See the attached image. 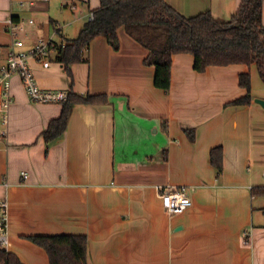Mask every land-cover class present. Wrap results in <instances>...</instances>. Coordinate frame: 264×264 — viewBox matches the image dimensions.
Instances as JSON below:
<instances>
[{
  "label": "crops",
  "instance_id": "0c3cea01",
  "mask_svg": "<svg viewBox=\"0 0 264 264\" xmlns=\"http://www.w3.org/2000/svg\"><path fill=\"white\" fill-rule=\"evenodd\" d=\"M165 1L184 16L209 10L218 20L230 19L240 3ZM98 5L0 0V65L13 40L10 18H18L25 47L38 38L63 45ZM118 35L117 50L103 35L93 37L88 60L71 64V75L55 49L46 67L44 60L29 59L43 89L105 95L93 104L75 103L64 131L52 139L45 132L63 103L31 101L19 75H12L6 124L0 116L6 250L23 264H49L46 251L27 236L68 233L86 235L90 264H264V195L250 193L264 185V108L254 102L264 98V84L256 65L196 71L192 54L175 53L165 93L153 85L154 68L143 63L147 50L123 28ZM245 72L252 101L229 104L246 93L238 83ZM186 128L194 130L193 138ZM217 145L223 148L220 173L209 161ZM181 185L192 204L168 214L156 187Z\"/></svg>",
  "mask_w": 264,
  "mask_h": 264
},
{
  "label": "trees",
  "instance_id": "16d2710c",
  "mask_svg": "<svg viewBox=\"0 0 264 264\" xmlns=\"http://www.w3.org/2000/svg\"><path fill=\"white\" fill-rule=\"evenodd\" d=\"M263 0H240L235 13L228 20H218L207 10L184 16L165 0H99L93 19H87L78 35L65 39L63 45L54 43L55 59L71 75L70 66L87 61L88 46L96 35H103L114 50L119 49L118 29L142 45L147 54L145 65L154 68L153 85L167 93L171 84L172 54L190 53L193 69L204 71L210 65L232 63L255 64L264 84V23ZM14 21H18L14 17ZM238 83L246 93L229 104H249L252 101L250 73H240ZM105 100V95H86L69 92L62 101L60 116L51 121L45 132L46 139L60 135L67 124L75 103L93 104ZM194 137L193 129H185ZM209 161L220 173L223 167V148L214 146ZM252 195H264V185L253 186ZM46 251L49 264H90L88 240L84 234H52L27 236ZM0 264H23L6 248H0Z\"/></svg>",
  "mask_w": 264,
  "mask_h": 264
},
{
  "label": "built area",
  "instance_id": "2783aa9c",
  "mask_svg": "<svg viewBox=\"0 0 264 264\" xmlns=\"http://www.w3.org/2000/svg\"><path fill=\"white\" fill-rule=\"evenodd\" d=\"M90 20L93 19V11L89 13ZM29 22H33L30 19ZM22 30L21 24L13 19L8 20L7 31L13 40L6 53V62L0 65V116L4 124L8 121L9 107L12 101L10 95V80L14 73L18 74L23 87L33 102L49 103L62 102L69 96L67 90H47L41 88L29 66V59L44 60L43 66H48V54L54 49V43L48 39L38 38L30 46L25 47L24 41L19 37ZM23 178L27 177L25 171H21ZM157 195L160 198L164 210L168 214H176L185 211L192 204L185 186H169L168 188L156 187ZM9 226V203L6 197L0 199V248H6L8 244Z\"/></svg>",
  "mask_w": 264,
  "mask_h": 264
},
{
  "label": "rangeland",
  "instance_id": "374dc122",
  "mask_svg": "<svg viewBox=\"0 0 264 264\" xmlns=\"http://www.w3.org/2000/svg\"><path fill=\"white\" fill-rule=\"evenodd\" d=\"M68 1H71V2H72V0H68ZM76 2H77V5H78V6L85 5V6H83V8H85L86 10H88V9L90 8V7L88 6L87 2H86V4H84L82 1H80V2L76 1ZM90 5H92V0H90ZM54 9L56 10L57 8L54 7ZM46 17H48V16H46Z\"/></svg>",
  "mask_w": 264,
  "mask_h": 264
},
{
  "label": "water",
  "instance_id": "95a60500",
  "mask_svg": "<svg viewBox=\"0 0 264 264\" xmlns=\"http://www.w3.org/2000/svg\"><path fill=\"white\" fill-rule=\"evenodd\" d=\"M254 102L259 103L264 108V98L255 97Z\"/></svg>",
  "mask_w": 264,
  "mask_h": 264
}]
</instances>
